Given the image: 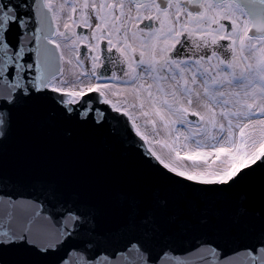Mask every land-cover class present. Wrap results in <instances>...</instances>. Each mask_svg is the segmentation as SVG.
<instances>
[{
    "label": "snow or ice",
    "instance_id": "obj_1",
    "mask_svg": "<svg viewBox=\"0 0 264 264\" xmlns=\"http://www.w3.org/2000/svg\"><path fill=\"white\" fill-rule=\"evenodd\" d=\"M36 107L156 179L105 223L0 172V264H264V0H0V144Z\"/></svg>",
    "mask_w": 264,
    "mask_h": 264
},
{
    "label": "water",
    "instance_id": "obj_2",
    "mask_svg": "<svg viewBox=\"0 0 264 264\" xmlns=\"http://www.w3.org/2000/svg\"><path fill=\"white\" fill-rule=\"evenodd\" d=\"M69 128L70 137L65 135ZM0 172L18 182L27 197L39 196L45 182L54 183L65 195L78 193L101 206L105 223L117 219L114 193L146 189L156 179L138 155L116 142L107 128L63 120L49 123L39 107L21 114L13 132L0 144ZM262 185L264 175L257 172L245 189L250 187L258 201Z\"/></svg>",
    "mask_w": 264,
    "mask_h": 264
},
{
    "label": "bare ground",
    "instance_id": "obj_3",
    "mask_svg": "<svg viewBox=\"0 0 264 264\" xmlns=\"http://www.w3.org/2000/svg\"><path fill=\"white\" fill-rule=\"evenodd\" d=\"M75 70V69H74Z\"/></svg>",
    "mask_w": 264,
    "mask_h": 264
},
{
    "label": "rangeland",
    "instance_id": "obj_4",
    "mask_svg": "<svg viewBox=\"0 0 264 264\" xmlns=\"http://www.w3.org/2000/svg\"><path fill=\"white\" fill-rule=\"evenodd\" d=\"M74 70V69H73Z\"/></svg>",
    "mask_w": 264,
    "mask_h": 264
}]
</instances>
